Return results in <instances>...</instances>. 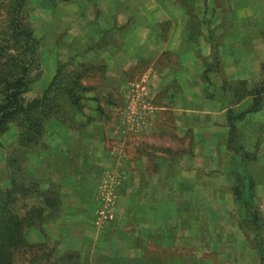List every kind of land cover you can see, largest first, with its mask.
Masks as SVG:
<instances>
[{
    "label": "rangeland",
    "instance_id": "rangeland-1",
    "mask_svg": "<svg viewBox=\"0 0 264 264\" xmlns=\"http://www.w3.org/2000/svg\"><path fill=\"white\" fill-rule=\"evenodd\" d=\"M160 8L175 21L184 12L199 52L211 41L202 57L201 99L195 87L158 88L165 64L176 69L183 62L162 49L172 20L156 23L155 47L144 38L137 42L152 30L143 21L160 16ZM26 9L40 44L33 71L39 75L25 97L39 96L66 62L65 74L83 72L87 91L73 104L59 92L60 117L45 122L38 148L19 143L15 123L0 134L1 187L16 176L61 194L59 215L28 230L36 246L21 249L14 264H261L257 236L242 223L244 209L233 191L227 115L229 102L239 112L252 101L235 103L234 91L264 88V0H125L118 10L97 0H27ZM3 14L0 9V30ZM231 65L234 74L226 69ZM198 66L187 76L194 78ZM256 98L259 112L237 122L255 156L249 170L264 237V92ZM223 109L225 131L212 120ZM68 172L81 183L87 179L80 190L94 194L86 202L94 214L86 211L81 225L70 215L77 200L62 181ZM170 195L168 219L147 220L149 208ZM149 228L154 232L145 233Z\"/></svg>",
    "mask_w": 264,
    "mask_h": 264
},
{
    "label": "trees",
    "instance_id": "trees-1",
    "mask_svg": "<svg viewBox=\"0 0 264 264\" xmlns=\"http://www.w3.org/2000/svg\"><path fill=\"white\" fill-rule=\"evenodd\" d=\"M26 4L27 0H0V9L4 11V25L0 30V134L15 123L19 129V143L38 148L42 144L45 122L60 117L61 104L55 100L60 96L59 92L73 104L76 99L83 98L87 88L82 82V71L65 74L66 62L58 66L39 96L25 97L39 75L33 71L38 67L40 44L28 19ZM234 92L235 103L248 97H252V101L239 112L231 107L233 102H229L227 149L235 178L233 191L244 209L242 223L247 229L254 230L257 236L256 251L261 264H264L263 226L255 205L254 181L249 170L255 156L243 144V134L237 122L247 113L260 110L261 99L256 97L264 92V88L253 92L240 88ZM60 204L58 189H43L35 181L22 183L15 176L8 187L0 186V264H14L15 256L21 249L35 247L28 239V230L56 219L61 211ZM71 256L67 254L65 259Z\"/></svg>",
    "mask_w": 264,
    "mask_h": 264
},
{
    "label": "crops",
    "instance_id": "crops-1",
    "mask_svg": "<svg viewBox=\"0 0 264 264\" xmlns=\"http://www.w3.org/2000/svg\"><path fill=\"white\" fill-rule=\"evenodd\" d=\"M98 2H105L107 4V6L109 5L113 10H118L119 8H121L125 2V0H97ZM176 12L178 13V17L179 14L181 13L180 10L182 9V7L180 5H177L175 7ZM180 9V10H179ZM162 11V12H160ZM159 13L160 16L158 17H154L152 16L150 19L148 20H144L143 21V26H146V28L148 29V26L152 27V30L150 32H148V30H146L145 34H140V36H138V41L140 42L142 40V38H144L143 41H146V43L148 44V42H150V46L155 47V44L157 45V38H156V33H158L157 31H153V28H155L156 23L162 21V19H170L172 20V29L170 31V33L168 34V37L166 40L162 39L163 42V50L164 51H170L172 53H176L182 60L183 62H181L182 64L174 69L172 68V66H170L169 64H165V68L163 69V75H164V79L160 82V84L158 85L159 90H162V92H165L164 90H168L170 91L174 85H176V87L179 89V93L180 90H183L184 92H186L188 89H192L193 87H195L197 90L196 91V96L201 99L204 96V90H206V84H202V73L203 72V63L205 62L206 58H202L203 55L206 57V55H209L211 52V41L209 39H206V41H202V46L204 48V54L199 52V48L197 46V44L195 42H191L188 38V32H187V27L186 24L188 23V20L186 18V16L184 15L183 12V16L178 19H176V21L173 19V17L170 15L169 12H167L165 9H159ZM155 14V13H154ZM155 41V42H154ZM137 45V44H136ZM149 47V46H148ZM150 48V47H149ZM151 49V48H150ZM152 53V52H151ZM160 55V54H159ZM229 55V54H228ZM191 57V58H190ZM158 58V57H157ZM193 60V61H192ZM232 63V62H231ZM192 64L194 65H199V69H196V71H194V78L190 77V75L187 76V69L192 66ZM236 65V63H235ZM235 65H231V67H226V69H231V73L234 74L237 70L236 68H234ZM200 72V74H199ZM188 77H190L191 82L188 80ZM190 91V90H189ZM192 91V90H191ZM190 91V92H191ZM180 95V94H179ZM202 101V100H201ZM198 102V103H202V102ZM178 103H180L178 101ZM194 103V102H191ZM190 103V104H191ZM178 109L179 110H189L186 107H182L181 105H178ZM225 110H218L216 112V114H214V116H212V120L214 121V125L216 127L217 130L221 129L223 131H225L226 127V121H225ZM204 112H208V111H204ZM259 112V111H258ZM254 114H257V112H255ZM216 130V132H217ZM70 169V168H68ZM64 175L62 181H67V183H69L68 188L71 187L70 191L71 195H70V199H73L75 201V199L77 200L74 204V211L70 212L71 216H76L75 217V224L81 225L84 224V220L86 219L85 216H83V214L89 210V212H92V215L94 214V209H90L91 207L89 206V204H87L86 202L91 201L94 194L91 196V191L87 189V192L80 190L81 187L87 188L86 183L88 182L86 179V183H81L79 182V178L73 179L70 178V172L68 173H62ZM78 179V180H77ZM85 180V179H84ZM81 181V180H80ZM86 185V186H85ZM80 191V193L78 192ZM168 197V196H167ZM151 198L148 196V198H146L147 202L148 199ZM170 199V200H168ZM173 197L170 195L168 198L166 199H161L158 200L156 205H153L149 208V210L147 211L146 214H148V219L149 221H155L158 222V219H168L169 216V212L167 210V205L172 201ZM152 199H149V201ZM181 201V200H180ZM150 202V203H151ZM151 205V204H150ZM168 213V215H167ZM74 214V215H73ZM69 215V214H68ZM92 215H90L92 217ZM136 214L131 213L130 214V218L133 219L135 218ZM182 214L180 213V215H178L176 218H181ZM137 219H133L131 221H136ZM86 221V220H85ZM126 221V219L124 220V222ZM120 229V231L118 230V232L123 233L124 230L121 228H117ZM74 231H79L78 229H74ZM145 233H151L154 232V230H150L146 229L144 230ZM133 233V231H132ZM131 233V234H132ZM138 237V236H137ZM148 237V236H146ZM145 240V239H144ZM143 242V240L141 241ZM133 243V241H132ZM135 245H137L134 242ZM144 244V242H143Z\"/></svg>",
    "mask_w": 264,
    "mask_h": 264
}]
</instances>
